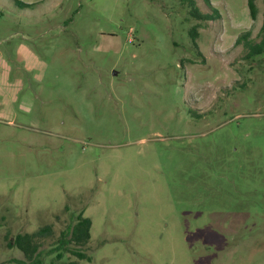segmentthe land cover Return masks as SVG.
<instances>
[{"label":"rangeland","instance_id":"rangeland-1","mask_svg":"<svg viewBox=\"0 0 264 264\" xmlns=\"http://www.w3.org/2000/svg\"><path fill=\"white\" fill-rule=\"evenodd\" d=\"M195 2L0 0V264H264V0Z\"/></svg>","mask_w":264,"mask_h":264},{"label":"trees","instance_id":"trees-1","mask_svg":"<svg viewBox=\"0 0 264 264\" xmlns=\"http://www.w3.org/2000/svg\"><path fill=\"white\" fill-rule=\"evenodd\" d=\"M190 4L189 12L190 14L199 20H210L215 19V15L210 12L202 11L197 5L195 0H182ZM208 4L209 0H206ZM248 7L252 18L257 17L258 8L255 0H248ZM198 26L199 24L193 25L190 32L193 37L194 45L198 47L197 38H198ZM262 28L264 29V20ZM249 33H243L238 39L237 42L240 43L241 39L245 40V44L249 45L250 42L246 37ZM252 44V43H251ZM253 45V44H252ZM250 46V45H249ZM255 47V49H254ZM253 51L261 52L264 49V38L256 43V46H251ZM200 52V51H199ZM91 227L92 219L89 216L84 215V212H80L77 215L76 221L62 230L57 237V247L56 250H59L57 257L61 258L66 252H69L78 258H86L87 253L83 251V247L87 245L91 238ZM53 225L46 223L40 226L38 229L32 232L17 233L15 235H6L7 245L9 247L16 246L19 248L23 254L25 260L21 262L24 264H40L41 261L38 258L40 253V247L43 239L51 237L54 235ZM69 264H78L77 261H71Z\"/></svg>","mask_w":264,"mask_h":264}]
</instances>
